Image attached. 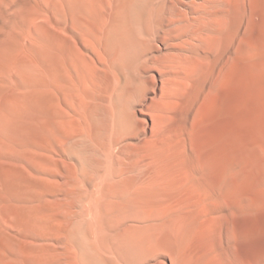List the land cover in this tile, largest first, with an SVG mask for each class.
<instances>
[{
  "label": "bare ground",
  "instance_id": "obj_1",
  "mask_svg": "<svg viewBox=\"0 0 264 264\" xmlns=\"http://www.w3.org/2000/svg\"><path fill=\"white\" fill-rule=\"evenodd\" d=\"M138 1L0 0V15L19 19V25L15 23L19 30L11 28L29 41L16 36L21 41L9 66H20V79L12 80L1 95L0 156L4 157V146L19 149L21 157L7 158L30 176L19 169H3L15 184L0 195V208L8 210L13 226L22 229L13 233L0 227V264H96L84 262L88 252L102 264H156L150 260L161 257L173 264H259L256 255L234 262L209 240L219 233L230 208L255 211L264 203V191L246 197L242 170L228 161L226 67L215 66L217 60L207 54L199 55L209 66H200L198 58L189 56L187 66L169 64L173 59L164 66V57L155 56L151 44L160 32L172 35L176 29L182 39L194 35L188 28L183 33L187 26L181 1L188 0H151L159 9L137 26L122 14ZM189 2L206 8L208 16L206 11L204 15L215 25L200 34L216 32L223 39L226 32L219 27L232 11L228 1ZM126 48L138 64L134 74L122 73L123 66L116 63ZM223 56L221 50L217 59ZM178 57L182 60L181 56L174 60ZM240 64L251 69L255 80L264 81V43L250 47ZM151 70L160 76L158 92L146 79ZM149 90L155 96L148 101ZM172 90L181 96H173ZM215 123L222 132L218 137H213V130L210 133L208 162L189 144ZM54 154L64 159L63 171ZM210 166L219 171L216 187L205 177ZM54 171L63 173L72 187L69 193L78 195L63 206L43 202L56 192L46 182L54 180ZM55 235L63 238L62 250L52 246Z\"/></svg>",
  "mask_w": 264,
  "mask_h": 264
},
{
  "label": "rangeland",
  "instance_id": "obj_2",
  "mask_svg": "<svg viewBox=\"0 0 264 264\" xmlns=\"http://www.w3.org/2000/svg\"><path fill=\"white\" fill-rule=\"evenodd\" d=\"M188 1H184V2L181 1V5L182 7H184L183 8L184 15H182L183 25L186 24L185 26H187V27L184 26L186 30L183 31V33L184 32L187 33V28H188V29L193 30L194 35L193 36L184 35L183 39L182 37H179L181 39L180 41L177 35L178 30L176 29L172 30V35L164 34L165 32H160L161 37H158V40L155 41L157 42L156 44L155 42H152L151 51L152 53H155L154 54L155 56H157L158 54V56H160L162 60L165 59L163 61L165 62L164 66H168L169 64H172L173 66H177V65L184 66L183 64H185V66H187L189 63L185 59L189 61L188 59L189 57L192 58V60L194 59V61H196V59L198 58L196 62L200 64V66H209V61L206 58L200 56V55L207 54V55H210V57L217 60V63L215 66H225L226 67L225 69H226L227 79L229 80V86L225 93L226 137H227V144L229 145L228 161H229V164L234 169L242 170L241 175H240V181L244 187L246 197H250L251 195L255 194L256 191L258 192L264 191V81L259 82L255 80L251 75V69L248 68L247 66H242L240 64V58L243 56V54L246 51L250 49V47L264 43V3L259 0H240V3L236 4V1L234 0H231V1L227 0L229 7L231 6L230 8L232 11L229 13V16L227 17V19H225L224 23H222L219 27V30L223 32V34L226 32V34H224L225 35L224 38L222 39L221 36L216 32L211 33V34L207 33V35L203 34V32L206 33L207 29H209L210 27H215V25L212 24V22L210 23L211 20H209L206 17L208 16V11L206 8H205L206 10L202 6H200L201 9H199V6L196 8L192 2L188 3ZM192 5L194 6L193 8H191ZM186 6H189V7H186ZM127 8H128L127 12L124 11L126 13L124 14L123 12L122 14L123 18H125V21L127 22L129 21V24L130 22H132L131 24H134L137 26H139L140 24L143 25L144 23L148 22L150 18L152 17L151 16L152 13L154 14L156 10L159 9V7L154 5V3L151 0H139L138 3L132 7L133 11L131 10V8L130 9L129 7ZM197 11H198V15L196 13ZM138 12L140 15L138 14ZM191 13L192 15H190ZM193 13H196L194 14L196 15V17L193 15ZM204 13L206 14V16L204 15ZM4 15L5 14L0 15V105H2V100H1L2 92H5L7 89L10 88L11 86L10 82L12 80L20 79V76H19L20 66H18L19 68L18 67L15 68V66H9L15 60L14 57L16 56H14V54L16 55L15 50L18 47V42L21 41V39L22 40L25 39L24 41L29 42L27 40V37L25 38L24 36L25 34L23 35V32L15 31V30H19L18 21L20 20L19 19L12 20V16L6 14L7 15L6 17V15L5 16ZM199 15L200 17H197ZM132 17L134 18L132 19ZM190 17L192 18L190 19ZM198 18L201 19V22L197 21V24L198 26L199 24L202 26V27L199 26L201 27L199 30L196 29V27L198 28L196 24V19L200 21V19ZM186 19H188L189 21ZM208 20H209L208 24L210 26L204 23L205 21L208 22ZM227 20H228V23L226 22ZM185 21H188V22L186 23ZM15 23H17L18 25H16ZM195 24H196V27H195ZM191 25H193V27H195L197 31H195L193 27L189 28L191 27ZM11 27H15L14 28L15 30ZM201 30L203 31L202 35L200 34ZM14 32L15 33L17 32V34H15ZM196 32L199 33V35H201L202 39L206 38L208 41L209 39L211 40L209 42L211 45L210 48L205 47L208 41H205L199 38L200 36ZM196 34L198 35V40L200 41V43L197 40ZM166 35L167 37H164ZM10 36L12 37L10 38ZM16 36H19V38L21 39H19ZM175 36L178 38V40L176 39ZM213 36L214 37L216 36L215 37L216 41ZM13 38H14V41L12 40ZM163 38L166 40L167 38L168 39L171 38V40H175L177 44H172L168 40H167L168 42H165L166 40L164 41ZM201 41L203 42L201 43ZM154 44L155 46H153ZM170 44L176 45V47L178 45V47L179 46L180 47L176 48L175 46H173L175 47L173 48L172 45ZM195 44L201 45V46H196ZM202 44L203 45L206 44V45L203 46ZM188 46H190L191 48ZM87 48L89 50V47ZM199 48L201 49L203 48L204 49V50L202 49L203 52ZM221 50L224 51V56L222 58L223 60L221 59L220 61L217 58ZM191 52L193 53V55H191L192 54ZM91 55L93 54L91 53ZM167 55L169 57H172V55H174V57L172 58L168 57L167 59L166 58ZM184 55L186 58L183 59ZM162 56L164 57V59ZM176 56H181L182 60L179 57H178L179 59L176 58L174 60ZM171 59L173 60L170 61ZM177 59L180 60L181 62L183 60H185L186 62L181 63L180 61L178 62ZM169 61L170 63L166 64ZM116 63L118 66H123L121 72L122 73L125 72V74L127 72L134 74L135 66H138V64L136 63L135 57H134V53L129 48L121 49L120 55L116 59ZM180 68L182 69V67ZM180 68L179 70L181 73H183L186 70L184 68L182 69L184 70L182 72ZM146 79L149 82V84L156 86L155 91L158 92L159 91L158 88L160 84L159 74L156 71L151 70L150 72L147 73ZM153 82H157L158 85L157 83L155 84ZM171 94L175 97L181 96L180 91L176 92L172 90ZM153 95H154L153 90H149L147 93V98H148L147 100L149 101L152 97L155 96ZM138 116L142 119L144 117L145 118L149 117V116H143L141 114H138ZM215 125L216 126L211 125L209 127L210 129L208 131H210L209 132L210 136L207 133L208 131L203 130L202 132L194 135L189 144V146H191V148H193V150L196 153H198L201 156V158H203L204 160H207L208 162H209L208 157L211 156V151L205 148L209 144V141H210L209 138H211L212 135L213 137H218L220 135V132H222V130L220 129V126H218V124L216 123ZM204 131L206 133H204ZM211 131L213 134L211 133ZM5 148H7V150H5ZM11 149L12 147L4 146L3 151H2L4 157L0 156V195H2L1 197L4 196L2 193L3 191L5 192L7 189L6 192H8L9 187H13V185L15 184V181L11 180V177L8 175L7 171L3 170L4 168L5 169L13 168L17 170L19 169L22 175L24 176L27 175L28 177H30L24 167H22L18 163H15L13 160H9L7 158V156L12 157L14 155L13 157L17 158L23 155L22 151H20L19 149H16V148L12 150ZM0 155H2L1 152H0ZM53 157L56 159V162L59 164V166L61 167L63 171L65 169V165H63L64 159L59 157L57 154H54ZM54 173H55L54 180L56 181H54L53 179L52 180L47 179L46 182L52 185L53 187H55L56 192L50 195L48 194L44 198L43 202L46 203L48 206L49 205L63 206L66 204L65 201L69 200V198L76 197L78 195L71 194L72 187L68 184V181L66 177H64L63 173L59 171H54ZM205 177L213 183L212 184L214 185L213 187H216L217 182L219 181L218 168L210 166L209 170L205 173ZM12 182H14V184ZM8 183H9V186H8ZM1 197H0V201L3 200V198L1 199ZM77 200L79 199H76L75 201ZM60 211H61V214L65 212L63 208H61ZM8 213H9L8 210H4V208L3 209L0 208V227L2 226L4 227V229H7L11 232L14 230L13 233H16L18 230L20 232V230L22 229L21 226L19 227L13 226L14 224L12 223L13 219L11 218L12 219L11 220L10 218H8L10 217ZM228 214H229L228 218L225 222H223L222 226L219 229V233L213 234V238L209 239L211 241L210 245L213 248H217L218 250L223 251L224 255L227 256L229 259L231 258L234 262L240 263L244 261H250L252 260L254 255H256V257L259 260V264H264V203H262L258 207V209L255 211H250V210L245 209V210L237 212V211H234L232 208H230L228 210ZM16 229L18 230L15 232ZM23 232H25L24 228H23ZM79 236H82L80 233L79 235H77V238L82 240L83 237L80 238ZM55 238H56V235L53 236L52 241L49 240V242L51 241L53 245L51 244V242L48 244L52 245L53 247H57L56 249L58 250H62L63 249V243H62L63 238H61L60 240H58L57 238L55 239ZM45 241L48 242V240H45ZM41 242L45 243L44 239L41 240ZM55 243H57V246L54 245ZM88 253L85 256L86 258H83L84 262L87 261L88 259L89 261H93V262L96 261L95 262L96 264H102V262H100L101 261L100 259L97 258L95 260L93 258V253L92 254H88ZM210 256L212 259L215 258L213 254H211ZM161 258L157 260H150V262L151 263L155 262L156 264H173L171 263L169 259L165 257L164 258L161 257Z\"/></svg>",
  "mask_w": 264,
  "mask_h": 264
}]
</instances>
